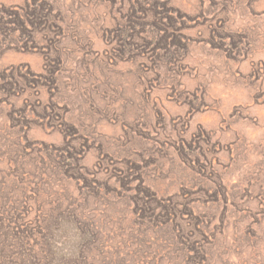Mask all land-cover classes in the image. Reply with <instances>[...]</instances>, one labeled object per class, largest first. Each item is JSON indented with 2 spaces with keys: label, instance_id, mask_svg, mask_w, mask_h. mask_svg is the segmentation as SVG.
I'll return each instance as SVG.
<instances>
[{
  "label": "rangeland",
  "instance_id": "374dc122",
  "mask_svg": "<svg viewBox=\"0 0 264 264\" xmlns=\"http://www.w3.org/2000/svg\"><path fill=\"white\" fill-rule=\"evenodd\" d=\"M0 264H264V0H0Z\"/></svg>",
  "mask_w": 264,
  "mask_h": 264
},
{
  "label": "trees",
  "instance_id": "16d2710c",
  "mask_svg": "<svg viewBox=\"0 0 264 264\" xmlns=\"http://www.w3.org/2000/svg\"><path fill=\"white\" fill-rule=\"evenodd\" d=\"M33 19H34V17H32V21H33ZM32 21H31V24L36 25V22H32Z\"/></svg>",
  "mask_w": 264,
  "mask_h": 264
}]
</instances>
